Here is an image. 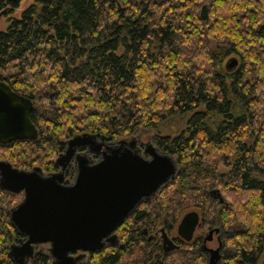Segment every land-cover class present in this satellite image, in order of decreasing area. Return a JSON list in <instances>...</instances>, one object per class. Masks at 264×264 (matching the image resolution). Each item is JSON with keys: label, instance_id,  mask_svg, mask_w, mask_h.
<instances>
[{"label": "trees", "instance_id": "trees-1", "mask_svg": "<svg viewBox=\"0 0 264 264\" xmlns=\"http://www.w3.org/2000/svg\"><path fill=\"white\" fill-rule=\"evenodd\" d=\"M22 2L0 0V79L34 102L39 136L0 144V161L51 174L75 136L114 142L186 120L154 138L179 173L85 264H210L215 223L229 232L219 264H264V0H32L16 17ZM23 197L0 188V264H16L24 236L10 211ZM191 211L200 224L186 242L175 233ZM163 229L178 249L165 252ZM52 263L41 246L27 264Z\"/></svg>", "mask_w": 264, "mask_h": 264}, {"label": "water", "instance_id": "water-1", "mask_svg": "<svg viewBox=\"0 0 264 264\" xmlns=\"http://www.w3.org/2000/svg\"><path fill=\"white\" fill-rule=\"evenodd\" d=\"M237 63L231 60L228 68ZM33 108L31 99L0 79V144L38 138ZM56 164L57 172L45 174L38 167L26 171L0 161V188L24 195L10 211L12 224L24 236L10 249L16 264H27L37 248L46 245L52 264H85L90 254L118 246V229L179 173L177 159L153 144L142 150L135 141L114 143L87 134L71 138ZM72 165L76 176L71 182L65 172ZM199 224L198 212L187 213L177 227L178 236L191 242ZM219 231L212 228L205 244ZM161 239L165 252L179 248L164 229ZM203 251L210 253V264L221 262L219 249L205 245Z\"/></svg>", "mask_w": 264, "mask_h": 264}, {"label": "rangeland", "instance_id": "rangeland-1", "mask_svg": "<svg viewBox=\"0 0 264 264\" xmlns=\"http://www.w3.org/2000/svg\"><path fill=\"white\" fill-rule=\"evenodd\" d=\"M32 3V0H23L20 8L17 10L15 16L16 17H20L22 12ZM7 27V23H6V19L4 17H0V32L5 30ZM186 128V120L185 119H181L178 117H173V118H169L168 120L164 121L162 124H160L158 126L157 129H145V130H141L137 133H135L134 135L128 137V138H124L121 140H117L114 141L115 142H119L122 140H125L128 144H130L131 142L135 141L137 142V147L141 148L142 150H145L146 146L148 144H153L154 145V138H156L157 136H165V135H178L180 134L184 129ZM112 142V141H110ZM129 147V146H127ZM176 159V158H175ZM67 171V170H66ZM45 174H47L45 172ZM72 182V181H71ZM24 198V197H23ZM216 198L218 200H220V202L222 203H226L224 197H222L221 195H216ZM224 205V204H223ZM212 227H218V224H213L211 226ZM210 230L207 231V234L209 233ZM226 233V236H228L229 232L227 231H223ZM178 236V233L176 231L175 233ZM205 235V236H206ZM161 236V235H160ZM208 246L210 248L216 249L219 247V241H218V237L215 234L214 236V240L213 242L208 243ZM47 247V245L45 246ZM226 251H228V249L226 248Z\"/></svg>", "mask_w": 264, "mask_h": 264}, {"label": "flooded vegetation", "instance_id": "flooded-vegetation-1", "mask_svg": "<svg viewBox=\"0 0 264 264\" xmlns=\"http://www.w3.org/2000/svg\"><path fill=\"white\" fill-rule=\"evenodd\" d=\"M218 228H219L220 231H219V232H214L212 240H211V241H207L206 244H205V238H206V236H208V235L205 236L204 241H203V248H204V246L206 245V246L208 247V249H213V248H210V247L208 246V243L213 242V240H214V236H215V234H216L217 237H218V241H219V247L216 248V249H219V250H220V253L222 254V260H221V262H222V261H223V258L226 256V248L224 247V242H223L224 238L226 237V233L223 232L222 229H221L220 227H218ZM210 231H211V230H210ZM210 231H209V233H210ZM209 233H208V234H209ZM205 253L210 257V253H209V252H205Z\"/></svg>", "mask_w": 264, "mask_h": 264}]
</instances>
